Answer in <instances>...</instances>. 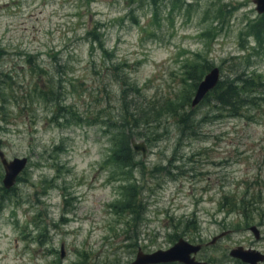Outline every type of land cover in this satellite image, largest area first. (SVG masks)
I'll use <instances>...</instances> for the list:
<instances>
[{
  "label": "rangeland",
  "instance_id": "1",
  "mask_svg": "<svg viewBox=\"0 0 264 264\" xmlns=\"http://www.w3.org/2000/svg\"><path fill=\"white\" fill-rule=\"evenodd\" d=\"M256 8L0 0V149L28 159L11 190L0 161V264H131L225 231L198 260L264 253V85L239 116L192 108L195 78L215 67L221 81L264 82ZM128 143L133 164H117Z\"/></svg>",
  "mask_w": 264,
  "mask_h": 264
},
{
  "label": "water",
  "instance_id": "2",
  "mask_svg": "<svg viewBox=\"0 0 264 264\" xmlns=\"http://www.w3.org/2000/svg\"><path fill=\"white\" fill-rule=\"evenodd\" d=\"M256 4L257 12L262 15L264 14V0H253ZM221 80L220 69L215 67L211 69L200 82L195 97L192 100V108H196L206 96L214 90ZM131 145L136 152H142L143 156L146 157L148 153V147L145 143L136 142L132 139ZM0 161L5 170V177L3 180L4 188L11 190L17 183L20 175L25 171L28 165L27 158H15L8 160L5 153L0 149ZM256 238H259V230L254 226L252 228ZM228 233H222L208 244L214 245L220 239L224 238ZM202 245H194L185 239H179L171 248L168 250H159L151 254H146L139 251L137 258L131 264H206L196 259L195 255L202 250ZM64 257V252L62 253ZM230 256L239 259L246 264H259L264 261V254L256 250H246L243 247H238L230 252Z\"/></svg>",
  "mask_w": 264,
  "mask_h": 264
},
{
  "label": "trees",
  "instance_id": "3",
  "mask_svg": "<svg viewBox=\"0 0 264 264\" xmlns=\"http://www.w3.org/2000/svg\"><path fill=\"white\" fill-rule=\"evenodd\" d=\"M202 76L203 74L195 78V89L198 88L202 81ZM263 85L264 82H261L259 78L251 76L227 81L220 80L217 87L212 90L202 102L210 103V105L214 106L217 110L229 112L232 116H239L252 105L256 98V94L261 91ZM126 138L129 137L127 136ZM135 156L136 154L130 149L128 143L123 149L122 156L119 157L118 152L115 154L117 159L116 163L118 164L122 161L126 166H130L133 164ZM134 208V198H131V201L125 205V209L133 210Z\"/></svg>",
  "mask_w": 264,
  "mask_h": 264
},
{
  "label": "flooded vegetation",
  "instance_id": "4",
  "mask_svg": "<svg viewBox=\"0 0 264 264\" xmlns=\"http://www.w3.org/2000/svg\"><path fill=\"white\" fill-rule=\"evenodd\" d=\"M254 226H252V227H250V230L252 231V228H253ZM256 228L258 229V227L256 226ZM259 230V229H258ZM253 232V231H252ZM223 233H228L227 235H229V234H231L232 232L231 231H225V232H223ZM259 233H260V230H259ZM226 235V236H227ZM225 236V237H226ZM254 236H255V234H254ZM260 237L259 238H256V236H255V238L257 239V240H260L261 239V233H260V235H259ZM215 238V237H214ZM223 239V238H222ZM221 240V239H220ZM219 240V241H220ZM218 242V241H217ZM210 243V242H209ZM208 243V244H209ZM208 244H194V245H202V250L200 251V252H202L204 249H205V247H209V246H213V245H208ZM217 244V243H216ZM215 245V244H214ZM241 247H243V246H241ZM244 248V247H243ZM244 249H246V248H244ZM246 250H256V249H246ZM256 251H258V250H256ZM200 252L198 253V254H196L195 255V257H196V259L198 260V258H197V256L200 254ZM258 252H260V251H258ZM260 253H262V252H260ZM262 254H264V253H262ZM235 259V258H234ZM236 260H238V261H240V262H242L241 260H239V259H236ZM198 261H200V262H202L201 260H198ZM205 262V261H204ZM179 263V262H178ZM206 264H208V262H205ZM243 264H245L244 262H242ZM264 263V261L263 262H260L259 264H263ZM171 264H176V263H171ZM179 264H181V263H179Z\"/></svg>",
  "mask_w": 264,
  "mask_h": 264
}]
</instances>
